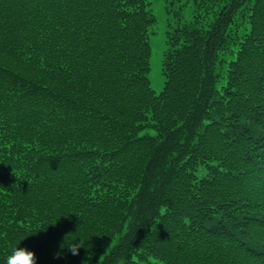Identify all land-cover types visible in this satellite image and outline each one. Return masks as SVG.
<instances>
[{
	"label": "trees",
	"instance_id": "obj_1",
	"mask_svg": "<svg viewBox=\"0 0 264 264\" xmlns=\"http://www.w3.org/2000/svg\"><path fill=\"white\" fill-rule=\"evenodd\" d=\"M177 1L156 94L149 0H0V264H264V0Z\"/></svg>",
	"mask_w": 264,
	"mask_h": 264
},
{
	"label": "rangeland",
	"instance_id": "obj_2",
	"mask_svg": "<svg viewBox=\"0 0 264 264\" xmlns=\"http://www.w3.org/2000/svg\"><path fill=\"white\" fill-rule=\"evenodd\" d=\"M150 8L154 12L157 17V22L153 25L152 30L153 34L151 35V46L152 53L150 57V71L148 73V77L150 80V86L153 91L157 94L161 91L165 76L163 74L162 69V61H163V52L167 48L166 44V30L168 28V22L170 21V25L174 24L178 18L175 16V13L179 9L180 2L168 3V7L171 11H167V2L169 0H149ZM183 6L182 19L184 21H188L193 16V8L192 3L187 2ZM172 10H175L174 13ZM247 12L243 13V20L238 17L237 21L234 25H230V32L226 33V45L223 48V52H221V56L218 57L216 65H218V70L220 66H226L228 61L234 59L235 50L237 49V43L239 39L237 36L243 32V29L246 30L248 27V18ZM241 40V39H240Z\"/></svg>",
	"mask_w": 264,
	"mask_h": 264
},
{
	"label": "clouds",
	"instance_id": "obj_3",
	"mask_svg": "<svg viewBox=\"0 0 264 264\" xmlns=\"http://www.w3.org/2000/svg\"><path fill=\"white\" fill-rule=\"evenodd\" d=\"M83 247L82 243H72L69 245L68 251L72 255H79V249ZM60 253L56 254L57 258L60 257ZM38 257L35 252L28 248L26 245H21V241L12 246L9 253L6 255L5 264H37Z\"/></svg>",
	"mask_w": 264,
	"mask_h": 264
}]
</instances>
